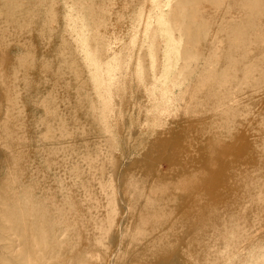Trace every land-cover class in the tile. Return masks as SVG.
Here are the masks:
<instances>
[{"label": "rangeland", "instance_id": "rangeland-1", "mask_svg": "<svg viewBox=\"0 0 264 264\" xmlns=\"http://www.w3.org/2000/svg\"><path fill=\"white\" fill-rule=\"evenodd\" d=\"M0 264H264V0H0Z\"/></svg>", "mask_w": 264, "mask_h": 264}]
</instances>
